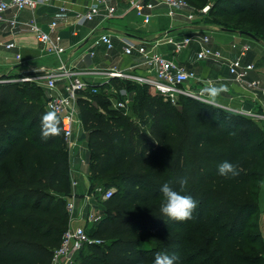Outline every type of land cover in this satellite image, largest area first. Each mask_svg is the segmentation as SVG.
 I'll list each match as a JSON object with an SVG mask.
<instances>
[{
  "label": "trees",
  "instance_id": "1",
  "mask_svg": "<svg viewBox=\"0 0 264 264\" xmlns=\"http://www.w3.org/2000/svg\"><path fill=\"white\" fill-rule=\"evenodd\" d=\"M210 14L256 20V31L224 29L264 39V0H214ZM19 77L0 76V264H52L68 227L70 156L61 123L60 135L41 138L45 89L13 80ZM112 84L129 92L130 113L114 109L103 89L80 100L91 188L107 181L115 192L90 233L103 244L85 248L75 264H140L157 252L175 253L177 264L198 259L199 264H264V251L243 252L256 245L264 249L258 221L264 127L192 97L175 105L148 85L136 90L120 79ZM223 161L238 165L239 175H219ZM183 176L188 184L182 194L191 195L198 207L191 220H169L159 212L160 188L169 182L179 190ZM185 222L205 230L208 250L184 247Z\"/></svg>",
  "mask_w": 264,
  "mask_h": 264
},
{
  "label": "built area",
  "instance_id": "2",
  "mask_svg": "<svg viewBox=\"0 0 264 264\" xmlns=\"http://www.w3.org/2000/svg\"><path fill=\"white\" fill-rule=\"evenodd\" d=\"M56 0H0V25L10 23L13 27L18 26L19 13L25 10L36 12L40 7L53 5ZM90 5L86 12L79 15L80 20L93 21L98 16H103L105 20L115 18L118 13L116 5L110 0H87ZM61 11L68 10L67 7H61ZM164 10L166 15L175 19L178 16L185 17L188 22L195 24L200 18H205L208 14V8L198 9L191 5L188 0H129V12H133L143 24H150ZM70 12V11H69ZM102 12H105L102 14ZM30 30L36 35L38 41L42 44L44 57H56L61 65L56 69H49L43 75L22 74L19 78L13 79L22 82H35L45 89L46 108L55 110L61 121L66 148L71 156H75L79 150L86 149L83 138H86L88 131L85 128L80 100H91V94H96L99 90H104L109 94L111 105L114 109H124L126 113L131 112L132 97L128 91L123 88L118 90L112 84L114 79H133L138 84L150 86L155 92L162 94L167 100L178 105L182 97H192L203 100L200 91H196L192 84L204 83L194 71L187 69L180 64L174 56L187 49L192 43L200 45V51L197 54L199 61H223L229 72V77H222L221 80H229L241 85L255 97L264 96V87L258 80H249V77L256 66L247 62L244 57L250 50V45H243L241 54L236 59L224 57L221 51L215 50L209 46L211 35L200 28L190 31L178 32L172 30L164 31L159 37L147 41L146 45H152L151 49L144 46L136 48L133 44H128L126 37H117L126 43L125 52L131 56L134 50L143 57V65L146 66L148 75L134 74L126 70L112 68L109 70H96L93 74L100 77L98 81H89L84 77V73L76 66H70V62H64L63 56L68 53L65 47L63 37L58 31V22L53 21L45 30L36 20L27 23ZM178 32V33H177ZM114 34L102 32L96 36L90 46L86 48L81 60L88 56L95 55V48L101 44L107 46L109 50L114 49ZM89 44V43H87ZM86 44V45H87ZM170 45L172 55L167 56L155 51L162 45ZM8 50L18 49V44L11 40L6 43ZM237 48V45H234ZM17 60L22 61V55L17 54ZM132 69L136 70V67ZM66 81L64 90L58 87V81ZM227 110L248 116L264 127V112L255 109L244 110L216 104ZM88 141V140H87ZM73 179L71 186L73 189L83 186L84 192L81 195L73 193L67 202L68 227L63 235L60 247L55 251L52 264H75L76 258L87 246L103 244V240L93 237L88 232V225H95L102 221L100 209L95 206V193L92 192L91 180L87 174L77 169L72 170ZM87 181L88 186L82 183V179ZM102 189H96L101 192ZM115 192V188H108L103 192L104 200L110 199Z\"/></svg>",
  "mask_w": 264,
  "mask_h": 264
},
{
  "label": "crops",
  "instance_id": "3",
  "mask_svg": "<svg viewBox=\"0 0 264 264\" xmlns=\"http://www.w3.org/2000/svg\"><path fill=\"white\" fill-rule=\"evenodd\" d=\"M110 2L118 8L117 16L110 20H105L103 16H98L93 21L83 22L80 20L79 15L87 11L90 5L87 0H56L53 5L42 6L36 12L25 10L19 13V24L16 27H13L9 22L1 24L0 76H20L22 74L37 76L45 74L49 69L60 67L61 62L56 57L42 56L43 46L27 25L32 20H36L45 30L48 29V25L53 21L58 22L57 32L63 37L62 44L68 48V53L63 56V61L70 62V66H76L78 70L84 73L86 79L93 82L100 79V77L93 74V71L96 70H109L112 68L119 70L127 69L128 72L134 74L148 75L147 68L143 65V57L137 50H134L133 55H127L125 52V42L135 45L136 48L145 45V47L151 49L152 45L144 43L159 37L164 31H190L197 28L198 25L197 22L195 24L188 22L182 15L176 17L174 22L170 23L169 28L160 27L159 25H155V27L149 25L150 27L141 29L137 26V22H141V20L133 12H129V0H110ZM64 6L68 10L61 11L60 8ZM104 13L102 12V14ZM161 13H163L162 16H167L164 10H160L152 23L157 18H160ZM212 31H216L215 36L218 37L216 41H213V36L210 32L205 31L211 35L209 46L221 51L226 58H238L241 54L240 50L242 46L246 44L250 45V50L244 59L249 63H253L256 69L251 73L249 80H258L261 86L264 87V39L258 38L259 40H257L242 34V32L238 33L224 28ZM102 32L114 34V49L109 50L106 45L101 44L95 48L94 56H88L81 60L83 53L90 46L91 41ZM118 36L121 38L123 36L126 37V41L123 42L117 38ZM11 40H14L18 44V49L8 50L5 47L6 43ZM234 45H237V48ZM196 48L198 54L200 51L198 43ZM172 50L173 48L166 44H162L155 49L156 52L167 56L172 55ZM99 53L105 56L104 60L97 58ZM17 54L22 55L21 62L17 60ZM180 55H175L174 58L204 80V83L192 84L196 91H200L210 83L216 86L223 84L228 88V91L223 93L219 98L218 102L220 104L237 109H255L264 112V96L255 97L253 92L233 82L232 78L228 81L221 80L222 77H229L228 67L223 61H205L203 67L200 68L197 66L199 63L198 57L197 61H190L188 58H183ZM133 67L137 69L134 70L132 69ZM65 83L64 79H60L58 87L64 90ZM83 140H86L84 144H86L87 148L79 150L75 156H72L73 158L70 160V163L73 169L76 167L82 169L89 176L90 165L88 164L89 162L87 163V158H89V141H87L89 140V135L87 134ZM81 179L82 183L87 187V181L83 178ZM84 189L83 186H79L73 189V193L81 195ZM259 205L260 216L258 217V221L264 238V179L261 185Z\"/></svg>",
  "mask_w": 264,
  "mask_h": 264
},
{
  "label": "rangeland",
  "instance_id": "4",
  "mask_svg": "<svg viewBox=\"0 0 264 264\" xmlns=\"http://www.w3.org/2000/svg\"><path fill=\"white\" fill-rule=\"evenodd\" d=\"M214 0H190L191 5L194 6L195 8L198 9H207L208 8V14H206L205 18H200V20L197 22V28H200L202 30L208 31L210 32V34L213 36V41L217 40L218 36H215L216 31H212V30H222L223 28H237V30H241V29H248L251 31H256V29H259V26L256 24V20L251 19L249 21V17L245 16V15H237L235 17L232 16H225V17H220V16H212L210 14V10L212 7ZM163 13H161L160 18H157L154 23H150V24H143L142 22H137V26L140 27L141 29H146L150 26H154L155 25H159L160 27H165V28H169L170 27V23L174 22L175 19L170 18L168 15L167 16H162ZM247 21H249L248 24H245ZM150 25V26H149ZM164 31V30H163ZM162 32V31H160ZM212 32V33H211ZM252 38V37H251ZM85 47V46H84ZM197 43H192L187 49H185L183 52H181L180 55L181 57H186L188 58L190 61H197ZM98 59L100 60H104L105 56L102 55V53H99ZM207 62V61H206ZM205 61H199L198 63V67H203ZM13 76V75H12ZM123 82H125L127 85L132 84L133 87L138 90V89H143V86H140V84H138L137 82H135V80L133 79H124L121 80ZM151 91H154L153 89H151ZM48 94V92H46ZM129 93V92H128ZM46 94V95H47ZM135 95V94H134ZM135 97V96H134ZM196 99V98H194ZM199 100V99H198ZM202 101V100H200ZM203 102V101H202ZM216 104H220L219 102H217ZM223 105V104H220ZM223 108V107H222ZM102 111H107L106 109H102ZM70 156V160H72V156L69 154ZM87 163L89 162V158H87ZM89 164V163H88ZM82 168V166H81ZM79 170L80 172H83L82 169L79 168H74ZM71 163H70V171H69V176H70V180L72 182L73 179V172L72 170H74ZM85 173V172H84ZM86 174V173H85ZM96 183V185L93 186L92 188V192L95 193V206L100 209L101 211V215L105 216L107 214V206L105 204V200L103 198V192L108 189V185H107V181H100V182H94V184ZM102 189L101 192H96V189ZM73 189L71 186V192L70 194H66L67 195V199H69V197L72 196L73 194ZM94 225H88V232L91 233L93 232L95 229ZM183 231V236H184V247L185 248H191L192 246L195 247H199L201 249L204 250H208L209 249V241H208V237L207 234L205 232L204 229L202 228H195L192 226L191 223L189 222H185L184 227L182 228ZM88 247V246H87ZM264 251L263 247L261 245H256V246H250L247 249L243 250V252L245 254H260ZM88 252V250H84L82 252V255L86 254ZM189 256H191V254H189ZM202 262V259H198L196 260L194 263L191 264H199Z\"/></svg>",
  "mask_w": 264,
  "mask_h": 264
},
{
  "label": "clouds",
  "instance_id": "5",
  "mask_svg": "<svg viewBox=\"0 0 264 264\" xmlns=\"http://www.w3.org/2000/svg\"><path fill=\"white\" fill-rule=\"evenodd\" d=\"M228 88L221 84L216 86L210 83L207 87L200 90V96L204 102L210 106H215L223 93ZM60 117L55 110L45 112L40 118L41 138L45 141L51 137L60 135ZM218 174L226 178H234L239 175L238 165L233 162L223 161L218 165ZM179 190L174 189L169 182H165L160 192L163 196V203L160 205L159 212L164 218L173 221H186L193 219V213L198 207V201L191 195L182 194L188 184V177L178 178ZM179 257L175 254L157 252L154 259L150 262L140 261V264H177Z\"/></svg>",
  "mask_w": 264,
  "mask_h": 264
},
{
  "label": "water",
  "instance_id": "6",
  "mask_svg": "<svg viewBox=\"0 0 264 264\" xmlns=\"http://www.w3.org/2000/svg\"><path fill=\"white\" fill-rule=\"evenodd\" d=\"M242 34H245V35H248V36H250V37H252V38H254V39H257L252 33H249V32H243ZM257 40H258V39H257ZM95 105H96V103H95ZM178 109H179L180 111L183 110L182 106H178Z\"/></svg>",
  "mask_w": 264,
  "mask_h": 264
}]
</instances>
